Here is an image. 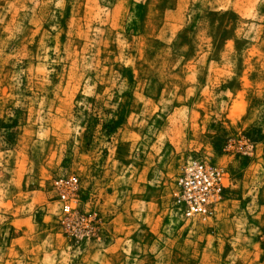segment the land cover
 <instances>
[{
    "label": "rangeland",
    "instance_id": "1",
    "mask_svg": "<svg viewBox=\"0 0 264 264\" xmlns=\"http://www.w3.org/2000/svg\"><path fill=\"white\" fill-rule=\"evenodd\" d=\"M0 264H264V0H0Z\"/></svg>",
    "mask_w": 264,
    "mask_h": 264
},
{
    "label": "built area",
    "instance_id": "2",
    "mask_svg": "<svg viewBox=\"0 0 264 264\" xmlns=\"http://www.w3.org/2000/svg\"><path fill=\"white\" fill-rule=\"evenodd\" d=\"M79 179L72 177L61 180L60 198L63 210H72ZM177 194L179 210L185 219H201L215 214L216 208L225 201L227 187L221 169L204 161H192L184 170L178 183Z\"/></svg>",
    "mask_w": 264,
    "mask_h": 264
},
{
    "label": "bare ground",
    "instance_id": "3",
    "mask_svg": "<svg viewBox=\"0 0 264 264\" xmlns=\"http://www.w3.org/2000/svg\"><path fill=\"white\" fill-rule=\"evenodd\" d=\"M222 170V169H221ZM223 171V170H222ZM217 209V208H216ZM216 211V210H215Z\"/></svg>",
    "mask_w": 264,
    "mask_h": 264
}]
</instances>
